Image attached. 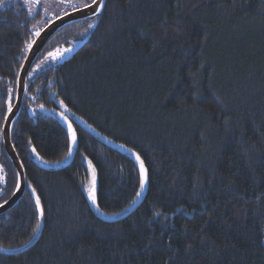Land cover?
<instances>
[{"label":"trees","instance_id":"16d2710c","mask_svg":"<svg viewBox=\"0 0 264 264\" xmlns=\"http://www.w3.org/2000/svg\"><path fill=\"white\" fill-rule=\"evenodd\" d=\"M38 23L21 2L0 7V206L19 184L2 128ZM86 31L72 56L30 72L12 127L26 192L0 216V249L42 231L0 264H264V0H107L34 67ZM59 114L143 160L148 192L132 215L104 222L89 196L96 186L102 213L125 210L141 192L138 162L75 122L73 163L42 168L69 156Z\"/></svg>","mask_w":264,"mask_h":264},{"label":"water","instance_id":"95a60500","mask_svg":"<svg viewBox=\"0 0 264 264\" xmlns=\"http://www.w3.org/2000/svg\"><path fill=\"white\" fill-rule=\"evenodd\" d=\"M106 1L107 0H96L97 3L102 2V4H103L102 8H97L92 3L93 4L92 7H88V8L83 7V8L77 9L75 11L67 13L66 15L59 17L56 20L52 21L38 35V37L35 39V41L33 42V44L31 45V47L28 51V54H27V56L23 62V65L20 69V72H19L15 103H14V106L12 107V109L10 110V112L6 118V121H5V124L3 127V133H2L3 134L4 148H5L7 155L9 156L10 160L12 161L17 173H18V179H19L18 183L19 184H18V188H17L15 194L5 204L0 206V216L5 214L6 212L10 211L11 209H13L21 201V199L23 198V196L26 192V186H27L26 172H25V168H24V166H23V164H22V162H21V160L17 154V151L13 145L12 127H13V123L15 122L17 116L22 111L23 101H24V98H25L26 93H27V87H28L30 72H31L37 58L42 53L46 44L50 41V39L58 31H60L61 29H63L64 27H66L67 25H69L71 23L99 16L100 14H102V12L105 9ZM57 120L68 132V134L70 136V140H71V131H70L69 125L71 126V130L75 131V133H76V143L74 146L71 143V155H69L65 161L58 163V164L43 165L42 168L44 170L60 171V170L65 169L66 167L70 166L73 163V161L76 157V154H77V150H78V135H77L76 129L73 125V122L78 124L81 128H83L86 132H88L92 137H94L95 139L100 141L105 146H107V147H109L115 151L125 153V154L132 156L138 162L139 167L141 169V161L143 162V160L140 158V156L137 153H135L131 149H129V148H127L121 144H118V143L114 142L113 140L103 136L101 133H99L97 130H95L91 125H89L83 119L78 118V117H74V116L69 118L63 114H59L57 116ZM137 156H139V160L137 159ZM143 168H144V170H146L145 172H142V170H141L142 176H143V185H144L143 191L140 192L137 199L129 207H127L125 210L121 211L120 213H117L114 215H108V214L102 213L99 209V206H98L97 188L95 186L92 189V192L89 196L90 205H91V208H92L94 214L100 220L107 222V223L120 222V221L126 219L127 217H129L130 215H132L142 205V203L144 202V200L146 198L147 192H148V173H147V169H146L144 162H143ZM145 176H146V180H145ZM93 195L95 196V199H96L95 204L93 203V199H92ZM41 231H42V228L40 229L39 233L34 238V240L31 241V243H29L28 245L24 246L23 248L15 250V251H6V250L0 249V253H2V254H19V253H22V252L28 250L39 240L40 235H41Z\"/></svg>","mask_w":264,"mask_h":264},{"label":"rangeland","instance_id":"374dc122","mask_svg":"<svg viewBox=\"0 0 264 264\" xmlns=\"http://www.w3.org/2000/svg\"><path fill=\"white\" fill-rule=\"evenodd\" d=\"M19 2L28 9L31 17L39 18V23L35 29L36 38L38 37L37 33L40 34L44 30V24L46 21H54L67 13L83 8V3L79 0H39V4H37L36 0H0V7L14 5ZM73 5H76L77 7H73ZM88 34L89 31H86L82 39L75 41L67 48L44 55L36 66H33L34 68L31 72V77L33 78L47 67L55 66L72 56L74 50L85 41Z\"/></svg>","mask_w":264,"mask_h":264},{"label":"snow or ice","instance_id":"6c2138e0","mask_svg":"<svg viewBox=\"0 0 264 264\" xmlns=\"http://www.w3.org/2000/svg\"><path fill=\"white\" fill-rule=\"evenodd\" d=\"M37 4H39V0H36ZM93 4L97 7V8H102L103 7V4L102 2L101 3H97L96 0H93ZM93 4H85L84 7L85 8H88V7H92ZM73 7H77L76 5H73ZM37 35H39V33H37ZM69 128H70V131H71V143L72 145L74 146L75 143H76V133L75 131L71 130V126L69 125ZM69 155H71V148L69 149ZM137 159L139 160V156H137ZM141 170L142 172H145L146 170H144L143 168V162L141 161ZM145 180H146V176H145ZM143 183H141V191H143ZM35 190H33L34 192ZM92 199H93V203L95 204L96 203V199H95V196L93 195L92 196ZM36 203H37V206H39V198L37 197V200H36ZM41 215H42V212H41ZM37 227H39V225H37Z\"/></svg>","mask_w":264,"mask_h":264},{"label":"flooded vegetation","instance_id":"af4514ba","mask_svg":"<svg viewBox=\"0 0 264 264\" xmlns=\"http://www.w3.org/2000/svg\"><path fill=\"white\" fill-rule=\"evenodd\" d=\"M32 69H33V68H32ZM16 93H17V89H16L15 96H14V103H15V99H16ZM24 99H25V98H24ZM14 103H13V105L10 107V109L8 110V113H7V115H6V118H7L8 114H9L10 110H11L12 107L14 106ZM23 106H24V101H23ZM22 110H23V107H22ZM21 112H22V111H21ZM5 121H6V119H5ZM4 124H5V122H4ZM4 124H3V127H4ZM2 133H3V128H2ZM2 136H3V134H2Z\"/></svg>","mask_w":264,"mask_h":264}]
</instances>
